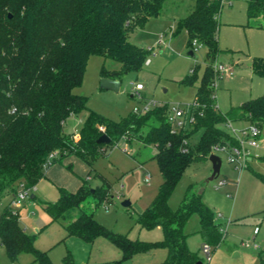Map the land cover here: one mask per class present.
<instances>
[{
  "label": "trees",
  "instance_id": "1",
  "mask_svg": "<svg viewBox=\"0 0 264 264\" xmlns=\"http://www.w3.org/2000/svg\"><path fill=\"white\" fill-rule=\"evenodd\" d=\"M193 1L177 30H184L190 48L194 49L192 42L202 47L207 59L192 102L194 123L185 129H173L167 121V104L144 113L133 110L118 121L87 111L76 136L68 138L63 132L65 121L86 110L85 98L73 91L81 84L88 56L100 55L119 63L120 68L111 73L102 69L104 78L119 81L124 73L139 70L148 50L130 43L128 33L142 28L149 18H156L164 0H0V200L7 193L14 196L19 186L31 191L43 178L44 166L61 163L69 156L92 171V162L104 147L138 134L149 121H155L157 125L149 126L142 142L154 147L153 158L162 181L151 205L137 216V221L147 229L159 226L161 240L145 242L113 233L92 213L78 210L73 216L91 194L97 196V202L104 199L102 190L91 193L82 178L74 192L58 188L57 200L40 202L42 209L51 221L65 222L68 235L86 241L98 235L106 237L120 251L119 261L154 247L166 251L158 264L201 261L187 248L183 233L192 214L198 217L203 243L218 245L221 230L201 193H189V186L174 210L168 199L188 165L208 158L213 146L234 145L233 138L221 127L226 120H245L258 127L264 123V94L227 113L218 110L211 84L215 76L212 65L221 52L217 18L222 0ZM244 1L248 20L264 19V0ZM251 70L264 77V58H254ZM195 77L191 72L181 82L193 85ZM197 131H201L200 137L191 144L190 138ZM102 134L109 138L108 144L96 143ZM64 168L72 173L70 165ZM0 246L10 261L20 253H30L37 264H51L45 253L34 248L33 236L20 226L18 210L10 205L0 211ZM64 264H72L68 256Z\"/></svg>",
  "mask_w": 264,
  "mask_h": 264
},
{
  "label": "rangeland",
  "instance_id": "2",
  "mask_svg": "<svg viewBox=\"0 0 264 264\" xmlns=\"http://www.w3.org/2000/svg\"><path fill=\"white\" fill-rule=\"evenodd\" d=\"M193 5V0H164L156 18H149L142 28L128 33L130 43L148 51L139 70L128 71L120 77L117 92L101 89L99 82L104 78L102 69L111 73L120 68L119 63L100 55L88 56L81 84L73 91L85 98L86 110L77 117L67 118L63 128L66 137L76 136L87 111L118 121L146 105L149 109L162 104L170 109H182L193 102L207 59L202 47L190 48L184 30H177L179 20ZM217 23V44L221 52L216 62L224 64L228 70L216 80L213 92L216 107L221 113H227L264 94V77L251 70L254 58H264V19L248 20L244 0H222ZM189 51L194 57L188 55ZM191 72L196 75L194 84H182V79ZM135 84H140L142 89L135 90ZM168 113L172 115L171 110ZM247 124L245 120L231 122L236 130ZM155 125V121H149L138 134L104 147V152L93 160L92 171L80 160H71L75 174L62 166L65 188L82 178L90 191L102 190L104 195L101 202H97V196H88L73 216L78 210L92 213L105 229L132 240L155 242L162 239L159 226L147 229L137 221V216L151 205L162 181L153 158L154 147L142 142L149 126ZM222 129L227 132L224 126ZM200 134L201 131L193 133L190 143L195 144ZM211 155L220 160L218 175L209 180L212 169L208 158L193 162L175 185L168 205L176 209L190 186L189 193H201L203 202L212 210L221 238L218 245L210 244L207 263L200 252L203 239L198 232V217L192 214L183 228L186 246L196 253L202 264H264V123L259 127L258 146L249 149L246 167L234 169L226 160V152L213 151ZM219 180L223 184L216 187ZM37 190L29 191L34 200L27 198L21 204L11 203L9 193L5 194L0 200V211L7 205L18 210L20 226L33 236L34 248L45 253L51 264H64L66 256L72 264H158L164 260L166 251L154 247L119 261L120 251L106 237L98 235L86 241L68 235L65 222L51 221L39 204V201L54 203L58 196L56 189L44 182ZM123 201H128L129 205L122 206ZM33 259L30 253H20L15 261H10L0 246V264H37Z\"/></svg>",
  "mask_w": 264,
  "mask_h": 264
},
{
  "label": "built area",
  "instance_id": "3",
  "mask_svg": "<svg viewBox=\"0 0 264 264\" xmlns=\"http://www.w3.org/2000/svg\"><path fill=\"white\" fill-rule=\"evenodd\" d=\"M193 47H197L195 42H192ZM199 46V45H198ZM200 47V46H199ZM212 69L214 71V79L211 84L212 89L214 90L216 86V80L228 70L224 64L215 62L212 65ZM135 90L142 89L140 84H135ZM138 95V94H137ZM193 108L194 104L191 103L187 105L185 108L172 107L171 110L172 115L167 114V121L173 129L180 130L185 129L188 126H191L194 123L193 116ZM149 109L148 105L144 106L141 110H135L138 113H144ZM169 112V111H168ZM224 126L227 129V133L233 138L234 145H216L213 146L210 152L213 151L218 152H226L227 157L226 160L228 163L233 165L234 169L241 170L242 168L247 166V162L250 159L249 149L256 148L258 146L259 140V127L255 124L248 123L246 127L236 130L232 127L231 121L226 120L221 127ZM55 153H53V156ZM223 184L222 180H219L216 184V187L221 186ZM29 198V190L24 189L22 186H19L16 190L15 195L12 197V201L21 204L25 199ZM200 252L203 255L205 261L208 263L210 261L211 249L207 243H203L200 246ZM202 262V261H201ZM203 263V262H202Z\"/></svg>",
  "mask_w": 264,
  "mask_h": 264
},
{
  "label": "crops",
  "instance_id": "4",
  "mask_svg": "<svg viewBox=\"0 0 264 264\" xmlns=\"http://www.w3.org/2000/svg\"><path fill=\"white\" fill-rule=\"evenodd\" d=\"M73 116V115H72ZM78 116V115H77ZM77 116H75V117H77ZM80 128V127H79ZM78 128V129H79ZM78 132V131H77ZM77 134V133H76ZM75 134V135H76ZM71 160H73L74 162L75 161H77V160H79V159H77L76 157H74V156H69V157H66V158H64L63 160H62V162L61 163H58V162H52V163H50L49 165H47V166H44L43 167V173H44V176H43V178H41L38 182H37V184L33 187V189H36V191H38L37 190V188L40 186V184H42V183H44V182H47V183H49L52 187H54L55 189H56V191L58 192V188H64V189H66V190H68V191H70V192H74V191H76L77 190V188L80 186V184H81V182H80V180H79V178H78V180H76L75 182H74V184H73V186L72 187H70V188H65L64 187V182H63V180H62V173L61 172H64L63 171V169H62V166L64 165V167H65V165H70L71 166V168H72V163H71ZM69 172V171H68ZM71 173V172H70ZM72 173L73 174H75L73 171H72ZM33 189H31V190H33ZM58 195V194H57ZM12 197L13 196H11L10 195V198L12 199ZM32 197H34L33 195H32ZM30 198V197H29ZM57 198H58V196H57ZM31 199V198H30ZM12 201V200H11ZM40 202L41 201H39V204H40ZM24 229V228H23ZM25 231V230H24Z\"/></svg>",
  "mask_w": 264,
  "mask_h": 264
},
{
  "label": "water",
  "instance_id": "5",
  "mask_svg": "<svg viewBox=\"0 0 264 264\" xmlns=\"http://www.w3.org/2000/svg\"><path fill=\"white\" fill-rule=\"evenodd\" d=\"M188 55L194 57V54H193L192 51H189ZM99 87L101 89H103V90H111V91L117 92V90L119 88V81L112 80V79H109V78H102V79H100ZM109 141H110L109 138L106 135L102 134L101 136H99L97 138L96 143L97 144H108ZM208 160L211 163V169H212L211 175L209 177V180H212L218 175L219 167H220V160L215 155H209ZM91 193H93V191H91ZM30 198H32V195L30 196ZM121 205L126 207V206L129 205V202L128 201H123L121 203ZM195 264H202V262L201 261H197Z\"/></svg>",
  "mask_w": 264,
  "mask_h": 264
}]
</instances>
